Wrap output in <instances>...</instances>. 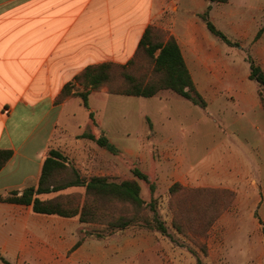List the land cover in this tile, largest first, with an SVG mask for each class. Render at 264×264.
<instances>
[{"label": "crops", "instance_id": "1", "mask_svg": "<svg viewBox=\"0 0 264 264\" xmlns=\"http://www.w3.org/2000/svg\"><path fill=\"white\" fill-rule=\"evenodd\" d=\"M205 11L235 44L211 34L200 16ZM149 25L175 37L206 102L201 107L170 89L135 96L161 106L155 115L139 111L147 112L161 135V172L171 183L232 190L235 199L260 203V209L264 87L249 74L250 62L264 74V0H0V149L12 151L0 169V197L37 184L47 151L55 149L51 144L63 110L79 98L57 101L62 87L88 65L133 59ZM91 92L88 105L92 96L109 99ZM183 123L189 135L178 130ZM254 214L249 226L260 241L264 217ZM44 216L30 205L0 200V264H5L1 257L12 264H98L115 253L116 246L104 242L110 235L90 248L77 243L75 227L67 229L65 239H54L60 230L40 222ZM131 249L124 244L120 253Z\"/></svg>", "mask_w": 264, "mask_h": 264}, {"label": "rangeland", "instance_id": "2", "mask_svg": "<svg viewBox=\"0 0 264 264\" xmlns=\"http://www.w3.org/2000/svg\"><path fill=\"white\" fill-rule=\"evenodd\" d=\"M155 30L162 39L165 29L155 25ZM230 46L238 53L236 45ZM234 55L237 60L239 56ZM152 67V59L140 48L126 71L134 81L151 83L160 76ZM127 85L120 69H117L110 81L95 89L109 99L91 97L88 106L93 109V119L89 116V107H84L80 98H73L66 105L51 144L64 156V166L54 173L52 180L61 184L76 176L88 179L102 175L116 181L132 178L140 186V196L145 205L135 214V220L121 229H107L105 224L111 217L133 215L135 210L131 205L112 200L99 202L97 212L100 216L91 222H80L78 215L67 218V222L61 221L66 217L46 215L40 222L60 230V233L53 234L54 239H65L66 231L75 227L72 235L77 236V243L86 242L85 247L88 248L110 235L111 240L104 242L116 246L115 253L103 257L98 264H264V240L261 238L259 241L255 230L249 226L253 213L264 217V201L259 209L260 203L254 206L243 199H235V192L229 189L189 187L178 181L171 183L167 179L168 173L165 170L161 172L158 127L154 128L145 115L147 112L139 114V111L147 109L153 115L158 114L161 106L154 105L152 101L148 105L140 97L120 93ZM136 114L139 117H135ZM155 118L161 127V115ZM184 126L182 132L180 129ZM104 129L115 137L108 138L116 148L114 152L85 136L86 133L94 137L107 136ZM178 130L181 134H190L187 123L181 124ZM134 168L146 174L148 181L135 177ZM150 183L153 184L152 190ZM173 184L178 186L170 192ZM54 197L68 200L72 206L86 199L83 186H69L41 195V199ZM149 203L153 204L157 217L164 223L165 234L140 220L152 217ZM45 238L41 233L39 242L44 244ZM124 244H131L133 249L126 254L120 253Z\"/></svg>", "mask_w": 264, "mask_h": 264}, {"label": "trees", "instance_id": "3", "mask_svg": "<svg viewBox=\"0 0 264 264\" xmlns=\"http://www.w3.org/2000/svg\"><path fill=\"white\" fill-rule=\"evenodd\" d=\"M209 2L221 3L227 0H208ZM201 18L205 22L207 29L211 34L228 44H235L218 30L213 23L207 18L206 11L203 12ZM140 48L153 61L152 70L159 73L160 76L154 82L148 83L143 81H134V77L126 71L128 64L132 59L125 64L113 62H102L98 64L88 65L82 69L71 82H67L61 89L57 101L66 98L67 96H77L80 98L84 107L88 108V95L92 90L99 88L111 80L115 70L120 69V73L128 84L120 93L133 96L149 97L157 94L164 89H170L173 92L189 99L191 102L205 107L206 102L201 94L195 88L191 76L185 65L179 45L172 35L164 34L163 38L157 36L155 26L149 25L145 28L139 42L137 50ZM251 79H255L259 85L264 87V74L262 70L253 62H250ZM77 84V85H76ZM92 118V113H89ZM86 137L93 139L96 144L107 150L113 151L115 146L108 138L101 134L94 137L93 134H85ZM12 151L9 149H0V169L11 156ZM64 156L57 149H49L43 159L40 174L35 186H30L23 189L20 193L11 191L9 195L0 197V200L30 205L31 210L38 214L58 215L62 217H73L78 215L80 222H91L98 214L99 202L101 201H117L131 205L135 213L133 215L119 214L111 217L107 221V229L124 228L135 220V214L140 212L145 205L140 196V186L135 179H123L120 181L109 179L107 176L93 175L88 179H82L76 176L73 180L66 183H54L52 177L54 173L64 166ZM133 175L139 179L148 181V177L138 168L133 169ZM69 186H83L85 189L86 199L75 206L69 205V201L58 199V197L50 199H41L42 194L56 192L65 189ZM178 186L173 184L169 191H173ZM150 189H153V184L150 183ZM150 210L153 212L152 217L141 218L140 220L148 227H153L162 234L166 233L164 223L157 217L155 208L152 203H149ZM261 224V232L264 240V222L259 219ZM5 264H12L8 260L1 257Z\"/></svg>", "mask_w": 264, "mask_h": 264}]
</instances>
